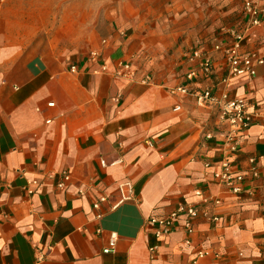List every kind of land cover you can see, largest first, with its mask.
I'll return each mask as SVG.
<instances>
[{"label": "crops", "instance_id": "1", "mask_svg": "<svg viewBox=\"0 0 264 264\" xmlns=\"http://www.w3.org/2000/svg\"><path fill=\"white\" fill-rule=\"evenodd\" d=\"M243 1L120 0L79 36L76 14L63 31L61 0H0V264H193L199 248L209 253L198 264H264V64L224 84L212 49L243 27ZM241 50L264 58V24ZM179 86L226 89L261 118L232 152L213 108L170 92ZM222 158L243 172L255 158L260 177L243 182L251 192L215 183ZM125 181L133 196L112 207ZM195 190L220 199L210 212L219 220L199 216L187 235L180 216L156 238L147 219L197 202ZM111 234L116 245L104 252Z\"/></svg>", "mask_w": 264, "mask_h": 264}, {"label": "built area", "instance_id": "2", "mask_svg": "<svg viewBox=\"0 0 264 264\" xmlns=\"http://www.w3.org/2000/svg\"><path fill=\"white\" fill-rule=\"evenodd\" d=\"M243 13L245 16V23L238 31H232L230 37L225 42L214 44L213 51L219 52L225 62L226 75L222 79V83L226 84L229 79L233 77H246L252 79L256 74L258 66L264 64V58H261L254 51L244 52L241 50L242 42L246 34L255 26L264 24V0H244L242 4ZM93 56L96 54L92 53ZM201 56V53L196 49L193 50L189 58L194 60ZM124 69L129 68L128 63L121 65ZM69 71L76 72L75 65L69 66ZM202 76L208 77L212 71V61L208 56H203L199 70ZM193 71L191 75L196 74ZM142 83L150 82V76L146 74L141 80ZM171 93L191 94L196 101V104L201 107L210 106L215 111V120L220 127L226 128L224 134L225 145L232 152L238 149L236 136L241 131L250 127L256 119L261 118V114L250 110L247 101L243 97H231L226 89H221L219 93H214L211 90L205 89L202 91L190 90L186 87H175L170 90ZM53 106L52 102L47 104ZM179 109L175 106L174 110ZM211 133H207L205 138H211ZM247 172H243L234 167L233 163L228 158H222L219 169L213 173L215 183L221 187L223 192L228 194H240L242 192H251L250 189H245L243 182L246 175L252 179L260 177L259 168L256 165L255 158L248 159ZM205 166L209 167L210 163L205 162ZM70 178L69 172H62V179L57 183V186L62 188L65 182ZM264 178V176H263ZM35 183V181H32ZM117 192L119 194L118 200L112 205L115 207L124 200L131 199L133 196V186L131 182L125 181L117 185ZM32 193V191H29ZM80 193H82L80 191ZM195 195L200 197L201 190H195ZM106 200L105 195H99L92 203L94 209L99 208L100 204ZM220 204V199L217 197H200L195 203H185L177 206L174 210L164 216L149 217L146 223L152 228L153 234L156 238H160L173 231V225L180 216H183L184 230L187 235L194 232V222L199 216H202L208 222L215 223L219 220L217 213H210L213 207ZM186 245L190 244V240H184ZM116 245V236L111 234L108 240V246L103 250L109 252L114 249ZM261 249L264 254V241L261 243ZM156 247H151V253L155 251ZM208 251L202 248L197 249L192 260L193 264H198V261L208 255Z\"/></svg>", "mask_w": 264, "mask_h": 264}, {"label": "rangeland", "instance_id": "3", "mask_svg": "<svg viewBox=\"0 0 264 264\" xmlns=\"http://www.w3.org/2000/svg\"><path fill=\"white\" fill-rule=\"evenodd\" d=\"M120 0H61L63 21L67 24L63 25V31H68L70 24L77 17V30L79 33L85 31L92 19L102 11L115 10ZM58 2V0H56ZM73 27V26H72Z\"/></svg>", "mask_w": 264, "mask_h": 264}]
</instances>
